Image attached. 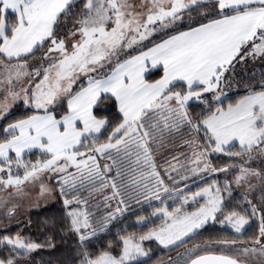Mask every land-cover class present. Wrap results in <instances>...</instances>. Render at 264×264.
Masks as SVG:
<instances>
[{
    "label": "snow or ice",
    "instance_id": "6c2138e0",
    "mask_svg": "<svg viewBox=\"0 0 264 264\" xmlns=\"http://www.w3.org/2000/svg\"><path fill=\"white\" fill-rule=\"evenodd\" d=\"M0 121V264L34 196L72 264H264V0H0Z\"/></svg>",
    "mask_w": 264,
    "mask_h": 264
},
{
    "label": "trees",
    "instance_id": "16d2710c",
    "mask_svg": "<svg viewBox=\"0 0 264 264\" xmlns=\"http://www.w3.org/2000/svg\"><path fill=\"white\" fill-rule=\"evenodd\" d=\"M251 66H249L250 68ZM261 69L257 67L256 71L259 73ZM239 78V77H238ZM229 96L233 99L236 98V88L233 87L229 91ZM199 110V109H197ZM21 114V110H14V115L11 117L12 119L17 118ZM7 121L0 122V128H2ZM226 161H219L220 164L225 163ZM213 163L216 164L217 160L213 158ZM191 189L193 191L197 190V183L192 182L190 184ZM236 200H240V196L236 194ZM170 201V200H168ZM168 204L172 205L171 202ZM63 205H54L39 211H35L30 214L27 223L19 224L11 227V232L15 233L23 229V234L25 236H30L34 240H38L43 242L49 238L53 239L55 244V248H45L36 253H33V259L35 264H72L74 260L72 247L73 245L68 240H61L59 235L54 234L53 231H50L52 225L51 220L53 218H59L62 215ZM102 210V209H101ZM140 215H147L148 211H140ZM136 220V216H130L127 220L124 221L125 224H132ZM155 223H159V220H156ZM130 231H143L146 229H141L139 227H132L129 229ZM115 231V229L113 230ZM253 230H249L247 235H251ZM56 232H59V229H56ZM3 232H0V235H3ZM231 230L226 226H222L219 223L209 224L206 226V230H204L202 236L197 238V241H203L205 239H216L223 236H231ZM146 248H150L152 250L153 261L152 264H157L159 261H163L167 259L169 256H173L176 252L167 253L162 251L160 247L157 246L155 242H146ZM191 246V244H189ZM183 248L178 249L177 251H181Z\"/></svg>",
    "mask_w": 264,
    "mask_h": 264
},
{
    "label": "rangeland",
    "instance_id": "374dc122",
    "mask_svg": "<svg viewBox=\"0 0 264 264\" xmlns=\"http://www.w3.org/2000/svg\"><path fill=\"white\" fill-rule=\"evenodd\" d=\"M218 175L220 177H223L224 174L223 173H219ZM192 182L193 181H189V185ZM181 187H183V185H181ZM239 192H240V190H236L234 192V195H236V194L239 195ZM168 202H171V204L173 205V201L172 200H170ZM60 204L63 205L62 204V200L58 196H56V197H54L52 199L39 198V200H37V198L34 196L33 197V201L25 203V205L23 206V209L19 210V214L17 215V217L14 220L9 222L10 223V227L15 226V225H19V224L27 223L30 214L35 212V211H39V210H42V209H45V208H48V207H51V206H54V205H60ZM2 219H3V216H2V213H0V221H2ZM0 227H3L2 223H0ZM182 251H183V249L180 252H182ZM175 255H173V257ZM165 260H167V259H165Z\"/></svg>",
    "mask_w": 264,
    "mask_h": 264
}]
</instances>
